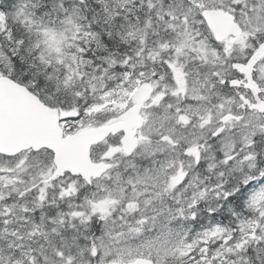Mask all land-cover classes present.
Masks as SVG:
<instances>
[{
  "label": "snow or ice",
  "instance_id": "snow-or-ice-1",
  "mask_svg": "<svg viewBox=\"0 0 264 264\" xmlns=\"http://www.w3.org/2000/svg\"><path fill=\"white\" fill-rule=\"evenodd\" d=\"M0 264H264V0H0Z\"/></svg>",
  "mask_w": 264,
  "mask_h": 264
}]
</instances>
